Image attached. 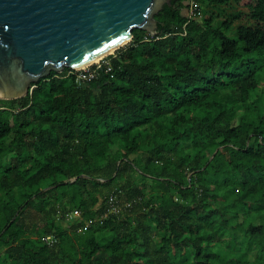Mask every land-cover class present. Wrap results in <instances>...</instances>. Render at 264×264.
Listing matches in <instances>:
<instances>
[{
	"label": "trees",
	"instance_id": "trees-1",
	"mask_svg": "<svg viewBox=\"0 0 264 264\" xmlns=\"http://www.w3.org/2000/svg\"><path fill=\"white\" fill-rule=\"evenodd\" d=\"M191 1L135 29L112 71L0 99V264L236 263L213 247L239 206L264 210V0H194L190 18ZM231 5L252 24L221 19Z\"/></svg>",
	"mask_w": 264,
	"mask_h": 264
},
{
	"label": "water",
	"instance_id": "water-1",
	"mask_svg": "<svg viewBox=\"0 0 264 264\" xmlns=\"http://www.w3.org/2000/svg\"><path fill=\"white\" fill-rule=\"evenodd\" d=\"M171 2L0 0V99L26 97L52 72L80 70L114 51L109 57L135 29L158 35L155 16Z\"/></svg>",
	"mask_w": 264,
	"mask_h": 264
},
{
	"label": "rangeland",
	"instance_id": "rangeland-1",
	"mask_svg": "<svg viewBox=\"0 0 264 264\" xmlns=\"http://www.w3.org/2000/svg\"><path fill=\"white\" fill-rule=\"evenodd\" d=\"M201 5L202 9L206 8V4L203 0H201ZM215 14H220V10H215ZM237 14H240L241 17L239 19H234L235 15ZM221 19H234L235 26L241 23L250 25L252 24L249 17V11L245 5H231L229 7H225ZM112 55L115 57L117 56V53L115 52ZM109 57H107L105 61L109 60ZM261 204H263V202H260L259 204L251 202L246 206H239L237 212L242 214V216L239 218V223L235 221L231 222L232 228H230L228 231V237L224 240L219 248L213 247V250L216 251L219 249L221 253L225 255L224 252L226 247H228L229 250L232 248V250L236 252L231 256L237 254V256H235L237 261H243L244 258L248 261L244 264H264V255L262 258H256V260L254 259L253 255H250L247 258V256L244 254L243 258L240 257L242 253H245V251L249 249V244L251 243H256V245H258V247L260 246V248L264 251V210L260 207L262 206ZM214 206L217 207L216 204H214ZM229 215L230 214H228V218H231ZM259 226H263L262 231L253 230V227ZM240 245L243 246V250H239L237 252V248ZM256 253L257 251L254 252V255H256ZM237 261L235 264H238Z\"/></svg>",
	"mask_w": 264,
	"mask_h": 264
},
{
	"label": "built area",
	"instance_id": "built-area-1",
	"mask_svg": "<svg viewBox=\"0 0 264 264\" xmlns=\"http://www.w3.org/2000/svg\"><path fill=\"white\" fill-rule=\"evenodd\" d=\"M198 9H199V3L192 0L190 3V18H193L196 15ZM184 34H186V32ZM106 58L102 59L101 61H99V62H97V63H95V64H93V65H91L85 69H80V70H71L70 69V71H68L66 73L65 77H69V76L75 77L76 83L79 86H82L86 82L98 77L99 71L102 68H104L105 66H108L107 72L112 71V66L110 64V61L109 60L105 61ZM34 88H35V86H34ZM113 208H115V207H113ZM80 216H81V212L79 210H73V211H69L68 213H66L65 218L67 221H73V220L79 218ZM91 223H92V221L89 222L87 224V226H89ZM45 240L49 244H52L55 242V239L52 238L51 236L46 237Z\"/></svg>",
	"mask_w": 264,
	"mask_h": 264
},
{
	"label": "bare ground",
	"instance_id": "bare-ground-1",
	"mask_svg": "<svg viewBox=\"0 0 264 264\" xmlns=\"http://www.w3.org/2000/svg\"><path fill=\"white\" fill-rule=\"evenodd\" d=\"M113 52H114V51H110L109 53H107V54L101 56L100 58L96 59L95 61L91 62L90 64L84 66V67L81 68V69H85V68L91 66L93 63H97V62L101 61L104 57H106L107 55H109V54H111V53H113Z\"/></svg>",
	"mask_w": 264,
	"mask_h": 264
}]
</instances>
